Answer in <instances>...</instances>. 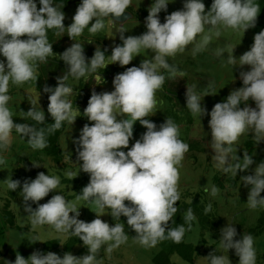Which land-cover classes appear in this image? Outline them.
Instances as JSON below:
<instances>
[{"label":"clouds","instance_id":"obj_1","mask_svg":"<svg viewBox=\"0 0 264 264\" xmlns=\"http://www.w3.org/2000/svg\"><path fill=\"white\" fill-rule=\"evenodd\" d=\"M171 2L153 0L144 21L146 32L143 34L125 36L122 26L114 31L113 35L118 34L122 45L112 47L110 63L105 62L108 49L102 51L99 45L90 59L86 58L84 45L79 42H73L60 53L59 60L67 65V72L56 77V87L45 85L42 90L49 94L47 113L53 122L47 124L41 105L39 109L36 107L39 93V98L32 100L29 110L24 111V118L35 122L28 124L13 120L9 89L10 85H23L30 81L37 84L40 65L47 64L49 58L57 55L49 42V31L57 35L66 32L68 38L75 41L86 28L91 35L98 34L105 28V20H109L110 27L115 29L116 24H123L119 22L120 18L130 13L128 8L132 6V0H81L67 27L62 11L64 3L38 0V7L37 0H0V56L4 58L0 60L2 152L11 148L13 131L33 150H43L49 147L48 136L60 130L64 122L70 126L74 124L76 113L80 111L78 107L74 110L73 102L67 99L74 91L65 83L69 76L78 80L100 69L105 70L111 64L128 66L141 50L154 53L152 59L141 60L138 67H126L125 71L116 74L112 80L113 91L97 93L93 88L83 110V116L90 124H84L72 143L75 145L79 173L89 176V182L76 198L94 204L99 210L91 222L78 219L80 208L69 203L61 194H54L47 202L40 203L61 184L57 176L39 172L35 179H25L22 184L11 177L6 180L9 191L19 189L21 192L23 211L30 217L33 227L48 225L58 234L76 237L87 248V254L77 257L65 252L61 257L54 252L33 251L26 259L16 252L15 260H6V264H98L97 257L102 247L106 246L110 254L128 241L125 224L120 222L121 216L126 217L127 227L135 233L133 239L149 249L165 240L181 244L185 233L197 221L193 209L189 207L183 217L184 223L170 226L175 223L174 216L179 211L176 206L181 199L179 167L189 151L186 137L191 136L193 125L187 129L184 123L177 122L181 118L173 120L166 116L157 127L146 117L155 115L156 92L163 88L166 79L177 80L186 75L176 65L170 64L167 58L182 54L191 44L195 45L193 55L204 51L211 42L210 34L214 33L219 38L221 28L244 34L255 27L261 9L257 0H213L207 11L202 0H184L181 10L166 15L161 23L158 14L166 12ZM206 29L209 34L203 35L197 43V36L204 34ZM235 47L228 49L226 63L232 69L248 66L249 70L240 71L242 86L230 91L225 101L215 103L210 112L202 101L206 96L216 95L211 85L198 93L197 85L189 77L191 86L175 90L183 92L176 91L185 100L186 108L192 115L200 120L204 116L210 117V148L215 167L223 174L230 173L233 178L239 176L241 186L248 189V207L256 209L264 207V196L261 195L264 192V161L256 163L247 151L241 156L239 149L233 146L245 134L252 135L256 145L264 142V30L254 35L250 50L239 58L233 54ZM224 52V48H219L214 54L223 57ZM215 78L206 77L210 81H218ZM101 79L105 83L104 78ZM250 100L255 107L249 106ZM178 109V114L182 115V105ZM136 122L146 131L129 147ZM181 124L185 130L180 137ZM5 163V158L0 156V165ZM31 164L33 168L41 167L36 162ZM79 173H69V177L77 178ZM226 181L223 180V183ZM243 187L235 188L231 193L243 195ZM218 192L219 188L213 185L211 194L216 196ZM231 193L224 192L229 196ZM105 209L110 210L109 215L117 223L110 226L101 219ZM211 209L209 204L204 214L210 213ZM237 235V229L232 224L221 228L219 241L225 254L217 255L214 250L209 252L204 257L208 264H231L229 250H234L238 264H256L254 237L246 233L236 239Z\"/></svg>","mask_w":264,"mask_h":264},{"label":"trees","instance_id":"obj_2","mask_svg":"<svg viewBox=\"0 0 264 264\" xmlns=\"http://www.w3.org/2000/svg\"><path fill=\"white\" fill-rule=\"evenodd\" d=\"M138 1L139 0H135ZM144 3L142 6H137L136 3H134V0H132V6L128 8L130 11L131 16L137 19L146 18L148 15V8L153 3V0H143ZM57 3H64V8L62 11L65 13V20L64 24L65 27L71 24L72 22V16L74 15L73 10L77 8V6L80 4L79 0H56ZM202 2L205 4V10L207 11L210 9V6L213 2V0H202ZM257 2L260 5V14L257 18V22L255 27L252 29H260L264 30V0H257ZM38 4V0H37ZM39 7V4H38ZM160 22L164 21L165 16L167 15L166 12L162 11L158 14ZM121 25V24H120ZM207 32L204 33L206 35ZM106 34L103 31H100L95 36L91 35L88 32V29L86 28L84 30V33L82 36L76 37L75 41H71L67 33L65 32L62 35H57L53 31H49L48 38L49 42L53 44V51L57 55H55L52 58H49V61L47 64H41L37 75L39 76L37 84L34 81H30L23 85H10L9 89V95L11 96V100L9 101V108L11 109H18L21 108L24 104L29 103L32 100L40 99L39 103L36 105L39 109L40 105L42 110L45 112L46 116V123L50 124L53 121L49 117L47 113V105H48V99L47 96L49 94L43 93V87L45 85L49 87H56L57 81L56 77L63 76L67 72V65L64 64L63 61L59 60V54L62 53L65 49L71 46L73 42H79L84 45L85 50V56L87 59H90L95 51L96 46H100L101 50L103 51L105 48L108 49L107 52H105V62L106 59H108L107 63H110V55H111V49L113 45L110 43V41L106 40ZM203 37V36H202ZM4 59L2 56H0V60ZM186 62H189V64H193L190 59L187 60V57L184 58ZM140 62H137L133 64L132 66H139ZM119 66H113L108 65L105 70H98L97 73L86 75L85 77H82L80 79H75L71 76H69L68 80L65 81L67 86H70L73 88V94L67 99L71 100L73 102V109L75 110L76 107L78 109H84L87 106L88 99L91 95V91L93 88L98 93L100 85L106 86L108 82L110 83L109 77L113 78L114 73L113 70L115 68H118ZM118 72V71H117ZM167 75V73H164ZM101 77L104 78L105 83L102 82ZM194 81L193 84L197 85V92H204L208 89V86L211 85L215 89L214 96H206L204 97L202 104L204 106H207V104L211 103L215 100V103L217 102H223L225 101L227 95L229 94V89L231 88V82H221L220 79L227 78V77H219L218 81H210L206 79V77H191ZM237 78V77H235ZM230 80L233 81L234 77H230ZM178 80H181V78H178ZM175 80H167L163 86V90L161 89V94L164 96L165 100H167L168 105L166 109L164 110L165 115L169 118H181L177 119L178 123H184L187 129H191V126L193 125V116L189 112V110L186 108L185 100L182 99L180 94H177L176 91L181 92L180 90H175V87L177 84L174 83ZM235 86L237 87L236 80H234ZM224 86V87H223ZM221 87V88H220ZM230 87V88H229ZM219 90H216L218 89ZM223 88V89H222ZM201 89V90H200ZM183 93V92H181ZM184 96V95H183ZM253 104V105H252ZM182 105L183 111L182 115H179V109L178 107ZM249 106L255 107L254 102L251 100L249 101ZM243 107V105H241ZM78 113V112H77ZM76 113V115H77ZM81 116H79V119H76V122L78 125H80L81 122ZM74 123V124H77ZM138 129L136 125H134V133L137 134ZM64 136V139L62 141V137ZM75 135L74 130L71 128V126L64 122L62 128L55 132V134L48 136V143L49 147L43 149V150H35L34 153L29 158L30 162H26L25 157H21L20 159L24 161V166H18L16 169L13 170L12 179L14 180H20L21 184L25 179H35L37 174L39 172H44L45 174H51L52 172H49L47 168H54L58 167L57 164H60L63 161V155H64V148L63 143L64 142H70L71 138L69 136ZM62 136V137H61ZM188 143H189V151L188 155L193 156V161L197 162L199 158V154H201L204 151V145L201 139L194 138V137H186ZM239 143L237 147L241 152L247 151V153L254 157L256 163H260L264 161V142H261L259 145H256L252 135L245 134L242 135L239 139ZM32 162L39 163L41 167L39 168H33ZM22 165V164H21ZM255 166V165H253ZM16 167V166H15ZM48 170V171H47ZM248 173H241L240 175H245ZM226 177L227 181L223 183V178ZM212 183L213 185H216L219 188V192L216 196H213L212 194H208L207 189L200 187L196 188L194 191L189 190H181V186L179 185V191L181 193V199L177 202V207L179 211L174 216L175 223L170 225L172 227H175L177 225L184 223V215L186 213V210L191 207L197 217V221L193 222V225H197L199 228L200 233L202 234V241H204V246L208 244V248H205V250H208L207 253L215 251V254L221 255L225 254L220 247V229L225 227L227 224H232L237 229V237L236 239L240 238V235L250 233L254 238L259 236L263 229H264V207H258L261 208L259 211V214L257 215L255 221L250 224L246 225L244 224V220H246V217H240V220H237L234 217L235 211H229L227 208L224 209L223 203H218L215 199H219L221 202L226 200L229 195H225V193H231V191H234L236 188V184L239 181L237 185V190L241 187V181L239 179V176L236 178H233L231 174H223L220 171H215L213 174ZM89 182V176L86 173L79 174L77 178L71 179L70 177L61 178V184L55 190L54 193H49L47 197H45L43 200L40 201V203L47 202L48 199L51 198L54 194H61L63 195L66 200L69 198L76 196L81 193V190L84 186L87 185ZM229 186L230 189H229ZM244 194L243 197L245 199V192L247 188H244ZM68 190L72 191V194H68ZM190 195V196H189ZM262 196H264V192L261 193ZM0 237H5L6 235L10 234V232H18V234H25V230H28L26 227H31L30 223V217L28 214H26L23 211L22 207V194L19 191V189L16 192H11L8 189H6V193L3 197H0ZM212 205L211 212L207 215L204 214V209L209 205ZM248 205V204H247ZM33 208L36 207V205H32ZM246 208H249L248 206ZM250 209V208H249ZM108 210V209H107ZM110 210H108L109 212ZM232 215V217H231ZM109 224L112 226L113 224L117 223V221L113 220L110 215H108ZM120 222L125 224V227H127L126 224V217L121 216ZM243 225V226H241ZM240 228H239V227ZM204 233L209 234L208 241H206V237ZM43 253L47 252H54L58 254L59 256L63 257V254L65 252H71L73 255L80 257L82 255L87 254V248L82 245V241H80L76 237H69L65 240H61V238H53L50 240H46L43 243H38ZM62 245V246H61ZM157 246H159V250L153 254L151 261L152 264H179L177 261H174L172 259L173 256H176L178 259L183 261L184 263H190L194 264L195 260L202 254L199 250V246L195 245L191 242L185 241V236L183 239V242L179 245L172 243L170 240H165L161 243H159ZM102 249V248H101ZM206 252V251H205ZM260 256H257V261L260 263L264 261V254L258 253ZM208 255V254H207ZM206 255V256H207ZM99 256L97 257L98 260ZM205 263L208 264V261L205 259ZM98 264L99 260H98ZM231 264H238V257L235 256L234 250H233V258L231 260Z\"/></svg>","mask_w":264,"mask_h":264},{"label":"rangeland","instance_id":"obj_3","mask_svg":"<svg viewBox=\"0 0 264 264\" xmlns=\"http://www.w3.org/2000/svg\"><path fill=\"white\" fill-rule=\"evenodd\" d=\"M79 1H80L79 3H81V0ZM134 3H136L137 6H142L144 1L139 0L138 2L134 0ZM183 3L184 0H173V2L168 4L166 14L168 15L173 11L181 10L183 7ZM75 10L76 9L73 10L74 14H75ZM144 21L145 18L137 19L132 16L130 19H127V21H125L122 25H120L119 23L116 24L115 29H113L112 27H110V21L105 20V28L102 31L106 34L105 37L106 40L107 41L109 40L113 46L122 45V41H120L118 34L116 36L113 35L114 31H116L122 26L126 31L125 36L128 35L138 36L146 32ZM163 22L164 21H162L161 23ZM260 31H261L260 29L251 28L243 34L241 32L233 31L231 29L221 28V35L219 38H217L214 33L210 34L211 42L204 51L198 52L195 55H193V49L195 45L191 44L186 48V50L182 54L178 53L175 57L167 58L170 64L176 65L179 71L186 74L183 78H181V80L177 79L174 81L175 84L178 85L180 84V86L176 87L175 89H180V87L185 88L186 86H191L192 83L189 77H195V76L216 77L215 80H218V77H234V80H236L237 87L235 86V83H233V81L230 80L229 78H222L220 79V81L221 82L229 81L233 83L231 84V88L229 87L230 88L229 91L241 87L242 81L239 78V73L241 70L244 71L249 70L248 66H244L243 69L240 68L232 69V66L226 63V59L228 56V49L230 47L236 46L233 54L235 57L239 58V56H241L244 52L250 50V47L253 44L254 35L259 33ZM208 34L209 33L207 32L206 35ZM203 35L204 34L197 36L196 38L197 43H199L202 40ZM219 48L225 49L223 57H217L214 54L215 51ZM153 55L154 53L151 52L150 50H141L140 54L134 57L133 61L128 66L121 67L118 64H111L113 66H119L118 68H115L113 70L114 76L118 73H122L123 71H125L126 67H131L133 64L137 62H141V60L152 59ZM185 57H187V60L190 59V61L193 64L191 65L189 64V62H186L184 60ZM107 62L108 59H106V63ZM113 78L109 77L110 83L108 82L106 86L103 87V85H100L98 93L105 91L108 92L113 91L114 90L112 85ZM216 90H219V88ZM214 104H215V100L207 104V106H205L208 112L211 111ZM167 105H168L167 100H165L164 96L161 94V90H158L156 92V107L153 109V113H155V115H149L146 118L150 119L158 127L167 118L164 112ZM30 107L31 105L29 103H26L21 108L11 109L13 113L12 116L13 120L17 123L35 124V122L32 121L31 119L24 118V111L25 112L28 111ZM83 110L84 109H79L80 113L79 112L77 113V118L79 119V116H81L82 119L80 125H78V123L75 121L74 123L77 124H73L71 126V128L75 132V135L69 136V138H71L70 142L63 143V148L65 149L63 155V161L60 164L55 163L58 165V167L56 168H54L53 166H51L52 168H47L48 170H50L49 172H52L51 174L47 173L48 175L57 176L61 180V178L69 177V173H72L73 175L79 173L80 171L79 163L76 162L75 145L72 143V140L74 138H78L80 130L82 129L84 124L86 123L90 124L87 118L83 116ZM192 116H193V126H192L193 129L190 131L191 136H193L194 138L201 139L204 145V151L201 154H199V158L197 162L193 161L194 158L193 156L188 155L186 153L185 159L182 161V166L179 167V172H180L179 185L181 186L182 191L184 190L194 191L196 188L203 187L207 189L208 194H211V188L213 186L211 177L213 176L215 171H219V170H217L215 167V161L213 160V156H212L213 153L210 148L211 137H210V129L208 128V120L210 119V117L204 116L202 120H200L197 116L194 115ZM135 125L138 129V132L137 134H133V139L130 141L129 147L131 146L132 143L135 142L136 139H139L140 136L146 131V129L142 127L139 124V122H136ZM179 129H180V137H181L183 136V131L185 130V126L181 124L179 125ZM63 139L64 136L62 137V141ZM182 141L187 143L186 140H182ZM239 142L240 141L238 140V142L233 146L234 149H239L237 147ZM34 151L35 150H33L28 145L26 140H22L19 134L13 131L11 138V148L6 152L0 151V156H3L6 160L5 164L0 165V197H3L4 194L6 193V189H7L6 180L7 178L12 177L13 170L16 169L18 166H22V165L24 166V161H22L20 158L21 157L27 158L26 162L28 163L30 162L29 158L34 153ZM125 151H127V149H125ZM239 152L240 153L238 154L242 156L243 152H241L240 150ZM254 168L255 166H253V169ZM82 173L83 172H80L79 174ZM222 180L226 181V177L223 178ZM72 193L73 192L71 190L70 191L68 190V194H72ZM247 193H248V189H246L245 192V196H244L245 199L241 197V195H236L235 193H231L230 196H228V198L222 202L219 199H215V200L218 203H223L224 209L227 208L229 211L232 212L236 210V212H234V217L237 220H240L241 219L240 217H246L245 218L246 220H244V224L250 225L255 221L261 208H256V209L246 208L248 206ZM76 197L77 195L69 198L67 201L71 204H75L77 208H80L79 211L81 214L78 217V219L83 220L85 222H91L95 218V214H97L99 210L95 207L94 204L83 200H77ZM70 215L72 214L70 213ZM108 215L109 212L107 209H105V212L101 217V219L109 223ZM26 228L28 230H25V234H18V232H10V234L6 235L5 237L4 236L0 237V264H6V260L14 261L16 252H19L24 258L27 259L28 256L33 251L43 252L40 246L38 245V243L53 238H61V240L63 241L68 236V234H58L51 226L48 225L35 226V227L31 226ZM125 232L128 234L129 237L128 241L125 244L121 245L119 248L114 249L113 252L110 254L106 251V246L102 247L98 258L99 263L100 264H152L151 258L153 254L159 250V246L150 249L144 248L133 239L135 233L132 230H130L128 227H125ZM204 235L206 237V241H208L209 234L204 233ZM185 241L198 245L199 250L202 253L197 258V260H195L194 264H206L204 257L208 254L207 253L208 250H205V248H208V244L204 246L205 243L204 241H202V234L200 233L197 225H193L191 230L185 233ZM254 247L256 250V256H260L258 253L264 254V229L259 236L254 238ZM228 255L230 260H232L233 250H229ZM172 259L174 261H177L179 264H190V263H184L176 256H173ZM256 264H264V261L260 263L259 261L256 260Z\"/></svg>","mask_w":264,"mask_h":264},{"label":"water","instance_id":"obj_4","mask_svg":"<svg viewBox=\"0 0 264 264\" xmlns=\"http://www.w3.org/2000/svg\"><path fill=\"white\" fill-rule=\"evenodd\" d=\"M131 17H132L131 14L127 12L125 14V16H123V17L120 18V21L119 22L120 23H124L125 21H127V19H130Z\"/></svg>","mask_w":264,"mask_h":264}]
</instances>
